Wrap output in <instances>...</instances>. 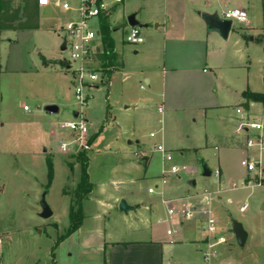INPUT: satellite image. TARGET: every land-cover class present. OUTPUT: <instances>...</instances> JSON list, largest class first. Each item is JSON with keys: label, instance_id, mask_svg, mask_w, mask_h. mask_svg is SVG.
<instances>
[{"label": "crops", "instance_id": "crops-1", "mask_svg": "<svg viewBox=\"0 0 264 264\" xmlns=\"http://www.w3.org/2000/svg\"><path fill=\"white\" fill-rule=\"evenodd\" d=\"M58 1L73 6L77 4V0ZM247 6L242 0H124L110 18V37L117 64L113 67L102 65L107 72L103 73L107 75L105 80L111 88L114 75L120 74L123 83L127 79H140L144 83L140 85L144 94L134 103L142 108L148 103L150 112L153 108L150 121L157 128L155 133L135 138L137 150L132 162L128 163L129 172L134 173L133 178L111 181L112 192L108 194L97 193L95 184L91 183L93 189L81 203L83 220L73 234H78L82 252L90 256V264H230L235 251L234 237L230 233L231 221L239 222L247 232L245 246L252 237L255 238L256 229L253 226L261 224L241 215L248 210L245 202L250 194L258 189L264 194V187L251 185V175L240 166V162L259 157L257 149H248L245 145L246 140L256 137L257 133L237 132L235 113L236 109H243L253 120H264V107L260 103L249 102L247 108L244 107V93L264 95V83L255 84L249 76L251 48L259 44L262 49L257 39L263 28L252 26ZM232 9L244 10L247 22L233 26L225 40L216 32L209 31L201 19V14L221 17ZM67 14L70 17L73 15L50 3L47 7L38 8L36 30L0 31V47L7 48L9 53L6 64L0 59V79L2 74L9 73L27 78L28 84H33L37 78L51 84L45 96L54 101L41 99L43 109L57 102L56 98L65 91L61 79L66 78L68 73L62 64L64 59L59 58L62 42L58 31L68 21H63V16ZM132 14L139 24L146 26L139 28L144 42L136 47L127 45L124 36L116 37L121 30L125 32L126 18ZM46 20L52 22L47 28L44 27ZM44 35L51 39V50L43 44ZM30 52L38 53L35 64L26 62V55ZM126 61H135L132 71H126ZM72 92L74 95V89ZM24 108L27 107H23V111L27 112L28 109ZM59 112L58 109L57 114ZM44 114L47 117L56 115ZM75 114L77 112H73V118ZM44 120L48 126L53 122L46 116ZM71 121L68 118L64 124ZM186 124L199 128V138H194L198 147L190 145L189 137H185L188 141L186 145L183 138L171 136L170 131L181 129ZM103 128L96 134L97 137ZM150 134L154 136L150 137ZM155 137L151 144L150 138ZM62 143L67 144L62 141L60 145ZM131 144L128 141V145ZM156 146H163L167 151H182L180 159L188 153V149L184 148L187 146L199 153L201 159L188 162L183 176L166 174L168 180L160 195L147 193L151 185L142 194L140 185L142 188L143 183L160 180L169 170L163 156L154 150ZM212 150L214 153L209 157L201 154ZM43 152L46 153L45 149ZM73 160L70 156V161ZM260 160L263 166L264 153ZM200 161L211 171L209 178L202 177ZM179 162L181 164L182 161ZM216 171L218 179L213 175ZM79 180L72 185L74 190ZM205 192L212 197L206 200ZM68 193L69 189L64 187L62 194L70 199L69 219L72 197ZM121 200L132 208L126 214L118 209ZM182 204L192 207L193 216L189 219L179 215L170 217L169 209L180 210ZM200 209H208L214 219V230L210 235L205 231V217L198 214ZM259 210H264V201ZM40 212L37 211L38 218ZM53 226L59 225L54 222ZM67 226H70V221ZM1 235L3 240L7 238V233ZM3 240L0 239V247H3L0 264H17L9 258ZM207 249L216 254L209 263H205L202 256ZM258 264H264V255Z\"/></svg>", "mask_w": 264, "mask_h": 264}, {"label": "rangeland", "instance_id": "rangeland-1", "mask_svg": "<svg viewBox=\"0 0 264 264\" xmlns=\"http://www.w3.org/2000/svg\"><path fill=\"white\" fill-rule=\"evenodd\" d=\"M242 1L248 5L246 8L251 13L252 26L264 28L262 0ZM74 18V15L70 17L67 14L63 16V21ZM50 24L52 22L46 20L44 27L47 28ZM236 25L237 23H233V26ZM124 35L125 32L121 30L116 37L122 38ZM43 42L44 46L51 50V39L48 35H44ZM8 56L7 48L0 47V59L4 64ZM38 58V53L30 52L26 55V62L35 64ZM59 58L66 59V52H60ZM249 61L250 80L255 84H263L264 55L259 44L252 46ZM133 64L135 61H126L128 66L126 71H132ZM102 69L103 73L107 74L105 67ZM66 75V78L61 79V82L65 84L64 94L56 98L57 102L51 104L60 112L50 117L44 114L41 99L54 101L45 96L51 84L47 82L45 84L44 80L39 78L35 79L33 84H28L27 78L21 75L11 76L9 73L1 75L0 126L3 124L6 126L0 127V239L3 240L1 233H7V238L3 240L4 248L6 247L9 258L17 264H41L42 262L45 264H90V256L82 252L78 234H73L75 232L68 234V201L70 199L67 196L64 198L62 194L63 188L66 187L69 189V197H72V201L74 200L76 188L74 190L72 185L78 182L81 172L80 164L75 161L83 154L89 158L87 167L89 182L95 184L97 193L108 194L112 192L111 181L133 178L134 173L129 172L128 163L132 162L137 150L135 138L146 136L150 132L155 133L157 128L155 123L152 124L150 121L151 112L154 113L153 108L150 112L148 103L144 108L134 103L135 99L142 98L144 91L140 89V85L144 83L134 78L127 79L123 83L120 74L114 75L111 88L106 80L100 79L102 83L95 85L96 88H87L84 91L87 95V104L82 108V117L88 122L86 137L87 139L94 137L102 126L103 131L91 145L87 142L89 150H78L75 153L68 148V153H62L60 143L63 141L68 144L74 138V135L63 129L62 125L68 118L74 120L73 112H80L72 92L74 87L71 81L72 75L69 73ZM32 92L35 94H31ZM23 107H27L28 111H23ZM44 116L53 120L49 126ZM198 129L195 125L186 124L181 129L170 131V134L174 138H183L186 145L188 141L185 137H189L190 145L198 147L194 142V138H199ZM155 140L156 137L150 138L149 141L153 144ZM128 141L132 144L128 145ZM184 148L188 149V153L182 159H180L182 151L168 150L172 160L170 163H165L169 169L172 165L177 166L178 174L181 176L186 174L188 162L193 160L196 162L200 155L187 146ZM44 149L46 153L43 152ZM213 153L212 150L201 154L209 157ZM70 156L75 161H70ZM47 160H50L52 164L50 181ZM179 161L183 163L179 164ZM183 167L184 170H182ZM262 168L264 169V164ZM150 185L151 187L158 185V191L161 190L160 180H155L143 183L142 188L140 185L141 193L144 194ZM261 192L258 189L250 194L245 202L248 210L241 215L249 216L253 223L259 222L261 226H253L256 229L255 238L252 237L244 248L234 244L235 251L230 264H258L264 255V210H259L264 201V194ZM43 193H45L47 205L53 212V216L46 221L37 217ZM241 203L244 204V202ZM54 222H57L59 226H53ZM2 249L3 247H0V255Z\"/></svg>", "mask_w": 264, "mask_h": 264}, {"label": "built area", "instance_id": "built-area-1", "mask_svg": "<svg viewBox=\"0 0 264 264\" xmlns=\"http://www.w3.org/2000/svg\"><path fill=\"white\" fill-rule=\"evenodd\" d=\"M123 2L124 0H77V4L73 6L68 2L59 3L58 0H37L40 8L47 7L50 3H53L55 6H60L62 11L72 13L75 16L74 19L64 23L58 31V36L64 46L63 52L67 54V58L63 62L68 66L66 72L72 75L74 99L80 107L77 117L63 126L64 129L69 130L74 135V138L70 143H62L60 145L62 152H67L68 148H71L75 153L78 150H89V145L87 144L89 139L86 137L88 132L87 123L82 117V108L87 104V95L84 91L102 83L100 79L105 80L107 78V75L103 74L102 69V65L105 63L99 58L104 53L100 24L103 20L109 24V20L115 10L121 7ZM220 18L231 21L232 25L233 23L244 25L247 22V13L242 9H232L224 12ZM124 41L127 45L136 47L143 44L144 39L139 28L127 26ZM24 110H27V108H24ZM235 113L238 120L237 132L248 133L251 131L257 133L256 137L247 139L245 145L248 149H257L259 153V157L256 160H242L240 166L251 175V185L253 187H264V171L260 160L261 154L264 153V120H253L243 109H236ZM153 136V134H150V137ZM154 150L163 156L166 163L171 162V156L163 146H156ZM178 172L179 168L172 165L160 179L161 189L166 185V174H178ZM213 175L216 179L219 178L217 171ZM147 193L149 195H160L162 191H158V185H156L148 189ZM204 196L206 200L212 197L209 192H205ZM168 214L170 217L179 215L181 218L189 219L193 216V210L191 206L186 207V205L182 204L180 210L169 209ZM198 214L205 217V231L207 234H212L214 219L210 211L208 209H200ZM202 256L204 262L209 263L212 258L216 257V254L207 249Z\"/></svg>", "mask_w": 264, "mask_h": 264}, {"label": "trees", "instance_id": "trees-1", "mask_svg": "<svg viewBox=\"0 0 264 264\" xmlns=\"http://www.w3.org/2000/svg\"><path fill=\"white\" fill-rule=\"evenodd\" d=\"M15 1L18 2L17 5H15ZM38 8L36 0H0V31L36 30L38 28ZM100 33L104 53L99 58L102 62L108 64V67H113L114 64H117V56L113 51V41L110 37L111 30L109 24L104 20L100 24ZM257 42L262 44L264 53V28ZM243 98L245 99V108H247L249 102L260 103L264 107V95L246 92L243 94ZM96 137L97 135L89 139V145L94 142ZM76 161L81 166V172L80 180L75 190V197L69 209L70 226L68 234H72L80 227L83 220L81 203L93 189V185L89 182L87 174L88 158L83 154ZM46 164L48 180L50 181L52 177V164L50 160H47Z\"/></svg>", "mask_w": 264, "mask_h": 264}, {"label": "water", "instance_id": "water-1", "mask_svg": "<svg viewBox=\"0 0 264 264\" xmlns=\"http://www.w3.org/2000/svg\"><path fill=\"white\" fill-rule=\"evenodd\" d=\"M201 19L209 31L216 32L219 35V37L222 38L223 40L227 39L228 34L233 28L231 21L223 20L217 14H212V15L201 14ZM126 23H127V26L129 27H137L140 29L146 28L145 25H141L139 24V22L136 21L134 14L126 18ZM63 51H64V46L62 45L61 52ZM63 63H64V67L67 69L68 66L66 65L65 62ZM43 110L44 112L48 114L58 113V108L54 105L46 106ZM76 117H77V114H75L74 118ZM200 162H201L200 167H201L202 177L209 178L211 176V171L207 169V167L205 166L204 163H202V161ZM39 207L41 211L40 214L38 215L39 218L45 220V219H49L52 216V212L45 201L44 194L41 196ZM118 209L121 213L126 214L132 208L129 207L124 200H121L119 202ZM230 233L234 237V240L237 246L240 248H244L248 235H247V232L244 230L243 226L239 222L231 221Z\"/></svg>", "mask_w": 264, "mask_h": 264}]
</instances>
